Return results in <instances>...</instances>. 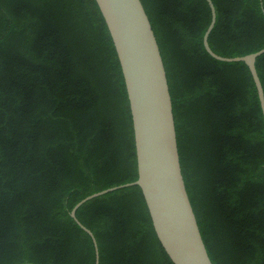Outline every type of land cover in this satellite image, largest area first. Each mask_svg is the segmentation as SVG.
I'll return each mask as SVG.
<instances>
[{
	"label": "trees",
	"instance_id": "obj_1",
	"mask_svg": "<svg viewBox=\"0 0 264 264\" xmlns=\"http://www.w3.org/2000/svg\"><path fill=\"white\" fill-rule=\"evenodd\" d=\"M172 97L186 188L213 264H264V114L245 61L212 56L207 0H141ZM212 50L264 47V0H212ZM264 88V52L256 59ZM138 178L119 57L96 0H0V264H95L71 215ZM99 264H175L142 189L76 210Z\"/></svg>",
	"mask_w": 264,
	"mask_h": 264
},
{
	"label": "water",
	"instance_id": "obj_2",
	"mask_svg": "<svg viewBox=\"0 0 264 264\" xmlns=\"http://www.w3.org/2000/svg\"><path fill=\"white\" fill-rule=\"evenodd\" d=\"M113 39L121 64L133 120L138 178L108 187L81 199L71 215L91 235L99 264V250L93 232L76 216L87 200L109 191L139 185L162 245L175 264H213L186 188L174 121L172 97L160 47L141 0H96ZM211 22L204 34L206 50L225 61H245L255 81L264 114V88L256 68L264 47L242 56L215 53L208 36L216 21L212 0ZM33 264V263H23Z\"/></svg>",
	"mask_w": 264,
	"mask_h": 264
}]
</instances>
